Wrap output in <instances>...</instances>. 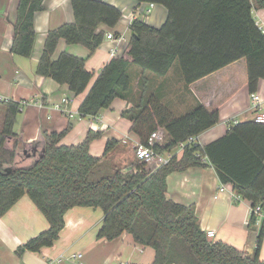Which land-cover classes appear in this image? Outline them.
<instances>
[{
  "label": "trees",
  "instance_id": "16d2710c",
  "mask_svg": "<svg viewBox=\"0 0 264 264\" xmlns=\"http://www.w3.org/2000/svg\"><path fill=\"white\" fill-rule=\"evenodd\" d=\"M44 1L20 0L13 55L25 59L33 56L35 17L44 10ZM136 1L164 6L168 20L161 28L134 20L126 51L113 58L96 80L95 73L87 69V59L68 53L55 59V53L64 40L68 45L86 47L89 57L94 55L107 40L100 26L117 27L123 16L119 9L98 0H71L75 22L48 33L37 74L68 85L75 97L89 91L79 109L81 118L98 117L117 99L131 100L133 67L165 77L179 64L183 80L190 86L245 59L249 92H258L264 79V31L253 10L255 5L264 9V0ZM0 106L6 109L0 130V217L28 195L50 224L48 230L19 247V256L53 247L65 228L67 212L90 207L105 214L98 240L114 241L125 233L131 235L137 245L154 249L152 264H264V227L256 250L248 254L211 241L193 207L167 199L171 174L211 165L223 185H231L252 207L264 208L263 124L253 120L234 125L224 137L203 148L189 146L181 160L175 157L156 170L139 161L123 168L106 159L119 141H109L101 158L91 155L90 148L102 133L89 131L82 143L65 145L63 140L71 126L61 133L41 132L35 141L26 143L15 131L22 102L9 100ZM123 117L133 121L131 131L143 144L154 132L165 130L169 138L158 148L161 153L175 151L181 143L220 122L219 112H210L203 105L177 118L154 96L125 111ZM204 157L208 164L202 161Z\"/></svg>",
  "mask_w": 264,
  "mask_h": 264
},
{
  "label": "crops",
  "instance_id": "0c3cea01",
  "mask_svg": "<svg viewBox=\"0 0 264 264\" xmlns=\"http://www.w3.org/2000/svg\"><path fill=\"white\" fill-rule=\"evenodd\" d=\"M98 1L114 6L122 12L123 16L117 27L111 29L102 25L100 30L105 31L107 36L113 34L123 41L107 38L95 54L89 57L90 52L86 47L68 45L61 40L54 57L58 59L60 54L68 53L87 59V69L95 73L94 80L113 58L124 54L132 37L131 25L134 20L139 19L154 28H161L169 16L168 10L158 4H154L152 8L153 3H139L136 0ZM251 1L255 3L256 0ZM19 4L20 0H0V96L27 103L15 126V131L26 143L35 141L41 132L61 133L68 126H71V130L63 140L65 145H78L86 139L89 131L99 132L103 136L91 144V155L103 157L107 143L117 140L120 144L115 150L121 147L120 150L118 148L116 153L115 150L112 151L107 159H111L114 166L126 168L119 164L124 160L131 164L136 162V158L131 148H126V156L121 158L125 144L135 147L141 140L131 131L133 121L123 117V113L144 104L151 96L158 98L177 118L192 112L199 105L205 106L210 112L218 111L219 124L200 135L203 147L224 137L229 131V124L234 126L235 123L254 120L245 59L190 86L185 84L181 74L173 72L174 69L167 76L158 77L133 67L131 100L117 99L98 117L81 118L78 115L79 109L89 91L75 97L68 85H61L37 74L48 33L75 22L71 0L44 1V10L35 17L37 39L33 56L29 59L12 54ZM253 15L258 26L264 31V9L255 5ZM174 82H178V89L173 88ZM174 92L176 94H173ZM258 92L264 97V79L260 81ZM143 96L144 100L140 101ZM65 99L71 101L72 118L55 107ZM5 115L6 109L0 106V130L3 128ZM182 157L183 154L178 160ZM222 186L213 166L189 168L184 172H175L167 178V199L193 207L202 230L206 233L215 232V238L212 239L215 242H223L242 252L253 254L262 226L251 219V203L233 196L231 185H225L226 191L221 192ZM104 217V211L100 208L75 207L65 215V228L53 247L44 248L39 253L26 252L19 256V247L50 227L45 215L31 198L25 195L5 216L0 217V264L154 262V249L137 245L133 237L126 233L114 241L98 240ZM74 254L82 255L81 259L67 260ZM261 258L264 260V241Z\"/></svg>",
  "mask_w": 264,
  "mask_h": 264
},
{
  "label": "built area",
  "instance_id": "2783aa9c",
  "mask_svg": "<svg viewBox=\"0 0 264 264\" xmlns=\"http://www.w3.org/2000/svg\"><path fill=\"white\" fill-rule=\"evenodd\" d=\"M155 5L151 4V7L153 8ZM109 40H116V41H123L122 38H116L113 34H109L107 36ZM251 98V104H252V111L254 115V121L259 124L264 125V97L259 93H253L250 95ZM9 101L8 98H5L3 96H0V102ZM70 104L71 101L68 99L63 100L61 104H58L56 109L62 110L65 114L69 115L71 118L73 117V112L70 110ZM23 108L27 105L26 102H22ZM22 108V109H23ZM79 117L80 114L78 113ZM234 125H237L235 123ZM229 130H231L232 125L229 124L228 126ZM168 134L165 130L160 129L156 132H154L150 138L148 139L147 143H139L134 147L136 159L147 165L149 168L156 170L164 165H167L173 158L179 157L180 155L184 154L185 150L189 146H200L203 148V146L200 143V135L191 137L188 141L181 143L178 148L173 152H165L161 153L158 151L159 147H163L166 145L168 141ZM126 143V141H125ZM201 157V155H198ZM203 162H209V159L207 157H204L202 159ZM226 191V186L223 185L221 192ZM233 196L238 197L235 192H233ZM251 203V202H250ZM252 205V204H251ZM255 218L258 224L264 227V208L261 205L251 207V219ZM208 237L210 239L215 238V232H208ZM82 255H72L67 258V260L76 261L78 259H81Z\"/></svg>",
  "mask_w": 264,
  "mask_h": 264
},
{
  "label": "rangeland",
  "instance_id": "374dc122",
  "mask_svg": "<svg viewBox=\"0 0 264 264\" xmlns=\"http://www.w3.org/2000/svg\"><path fill=\"white\" fill-rule=\"evenodd\" d=\"M174 70H173V72L175 73H178L179 75L181 74V76H182V71H181V68H180V66H179V64H176L175 66H174V68H173ZM174 84V86H173V88H175V87H177V89L179 88V84H178V82H174L173 83ZM176 89V90H177ZM174 90V89H173ZM176 90H174V91H176ZM173 94H176V92H174ZM184 116V115H183ZM119 148V150H120V148L121 147H118ZM117 148V149H118ZM126 148H131V152L132 153H134L133 155L135 156L134 158H136V155H135V150L133 151L132 149H134V147L133 146H131V145H126L125 144V149H124V151L121 153V158L123 159V158H125V156H126ZM117 149L115 150V152L114 153H116V151H117ZM113 156V155H112ZM110 158H112V157H110ZM107 159V158H106ZM136 161H138L137 159H135ZM107 161H109L111 164H112V162L113 161H111V159H107ZM124 162V163H123ZM120 166H125V167H129V162L128 161H122L121 162V164H119ZM113 166V165H112ZM114 167H116V166H114ZM117 167H119V166H117Z\"/></svg>",
  "mask_w": 264,
  "mask_h": 264
},
{
  "label": "water",
  "instance_id": "95a60500",
  "mask_svg": "<svg viewBox=\"0 0 264 264\" xmlns=\"http://www.w3.org/2000/svg\"><path fill=\"white\" fill-rule=\"evenodd\" d=\"M211 241H212V239H211Z\"/></svg>",
  "mask_w": 264,
  "mask_h": 264
}]
</instances>
